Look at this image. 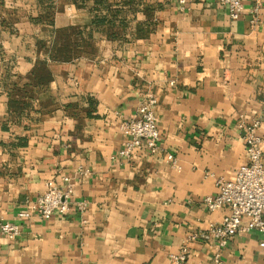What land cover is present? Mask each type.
<instances>
[{"label":"crops","instance_id":"0c3cea01","mask_svg":"<svg viewBox=\"0 0 264 264\" xmlns=\"http://www.w3.org/2000/svg\"><path fill=\"white\" fill-rule=\"evenodd\" d=\"M96 1L0 0V223L21 228L0 231V264H176L186 242L187 264H264L257 229L191 238L229 212L205 198L248 161L246 125L264 136V0L238 18L217 0H116L103 30ZM148 92L161 150L123 157L119 123ZM65 177L70 212L38 216Z\"/></svg>","mask_w":264,"mask_h":264},{"label":"built area","instance_id":"2783aa9c","mask_svg":"<svg viewBox=\"0 0 264 264\" xmlns=\"http://www.w3.org/2000/svg\"><path fill=\"white\" fill-rule=\"evenodd\" d=\"M181 8H184L188 0H178ZM229 7L233 18H238L244 11V0H217ZM263 0H256L257 6ZM257 9V8H256ZM158 97L153 92H148L140 104L137 113L129 117H122L119 123L124 136L123 146L119 154L123 157H131L135 150L146 144L152 154L161 150V133L156 116ZM261 119L256 118L245 127L243 140L246 144L248 161L239 166L230 177L217 178V192L209 195L205 201L209 209L217 210L226 205L229 212L219 222H212L208 228L195 233L191 238L216 239L220 247L225 246L229 240L239 232H247L257 229L263 233L261 245L264 246V136L258 133ZM174 159L173 154L168 155ZM66 183L61 185L54 179L46 182V188L39 194L33 204L38 216L50 218L55 213L66 215L70 212L74 195L75 183L69 178H64ZM80 207L84 209L86 202L81 201ZM27 211H20L19 216L26 217ZM0 231L8 238L17 237L20 225L3 221L0 223ZM190 249L187 242L181 246L177 254L172 255L176 264H187Z\"/></svg>","mask_w":264,"mask_h":264},{"label":"trees","instance_id":"16d2710c","mask_svg":"<svg viewBox=\"0 0 264 264\" xmlns=\"http://www.w3.org/2000/svg\"><path fill=\"white\" fill-rule=\"evenodd\" d=\"M127 0H125L124 2H126ZM79 0H75V3L77 5H84L85 3H79ZM124 3H122L123 5ZM114 6L113 4L107 2V0H97L95 2V6L92 7L94 14V19H93V26H95L97 28V30H103L104 26H107L109 20H111V12L113 11ZM103 10L106 11V13H103ZM116 10V9H115ZM120 12H122V10H120ZM116 15H119V12L117 11L115 13ZM72 33H82V30L80 28H72L71 29ZM68 49L65 48H61L60 49V56L61 55H67L69 51H67Z\"/></svg>","mask_w":264,"mask_h":264},{"label":"rangeland","instance_id":"374dc122","mask_svg":"<svg viewBox=\"0 0 264 264\" xmlns=\"http://www.w3.org/2000/svg\"><path fill=\"white\" fill-rule=\"evenodd\" d=\"M80 2L79 3H86V0H79ZM107 2H109V3H111V4H113V6H114V9H113V11L111 12V20H109V22H108V27H110V28H113V26H114V19H115V17L117 16L115 13L118 11L119 12V14L121 13L120 12V10H122V8H121V6H119L120 5V3L119 2H117L116 0H107ZM93 6H95L94 4H93ZM116 9V10H115ZM122 23V25H126L125 23H123V22H121Z\"/></svg>","mask_w":264,"mask_h":264}]
</instances>
